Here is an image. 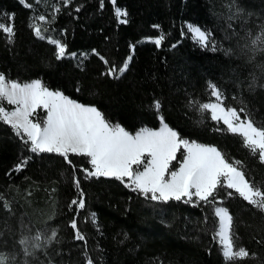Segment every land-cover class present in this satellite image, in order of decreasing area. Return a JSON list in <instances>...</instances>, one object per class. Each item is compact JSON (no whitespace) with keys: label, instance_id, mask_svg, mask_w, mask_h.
I'll use <instances>...</instances> for the list:
<instances>
[{"label":"trees","instance_id":"trees-1","mask_svg":"<svg viewBox=\"0 0 264 264\" xmlns=\"http://www.w3.org/2000/svg\"><path fill=\"white\" fill-rule=\"evenodd\" d=\"M26 2L30 8L18 0H0V14H14V21L5 16L3 22L15 28L12 44L0 32L1 73L19 82L40 79L50 90L97 107L108 121L129 132L159 128V116L151 107L158 99L165 122L183 138L216 146L229 161L241 162L250 182L264 187V165L241 137L188 104L190 98L209 100L212 82L225 93L226 106H246L257 125L264 124V51H253L247 39L249 32L254 37L264 28V0H235V5L233 0H117L128 13L124 25L118 24L110 0H104L103 11L100 0H72L67 7L62 0ZM237 5L242 14L230 21ZM55 6L61 11L53 22ZM40 15L47 22L38 26L51 29L45 40L37 39L30 27ZM189 24L212 32L218 50L195 42ZM161 34L165 39L157 48L151 40ZM48 36L66 44L78 58L57 61ZM93 49L118 67L132 55L129 71L119 80L102 76L107 69ZM32 155L10 127L0 123V253L7 264H86L83 242L73 239L74 216L94 264H224L207 231L216 224L210 206L154 203L118 181L85 180L79 169L89 167L86 159L70 156L86 200L77 215L75 208H68L78 198L72 167L61 157L44 154L34 156L22 171L14 170L23 157ZM223 206L234 217L237 246L250 253L235 264H264V213L235 194L224 198ZM52 229L58 233L56 241L40 242L41 247L33 249L32 238ZM25 239L29 242L22 245ZM27 246L33 254L25 257L21 248Z\"/></svg>","mask_w":264,"mask_h":264},{"label":"snow or ice","instance_id":"snow-or-ice-1","mask_svg":"<svg viewBox=\"0 0 264 264\" xmlns=\"http://www.w3.org/2000/svg\"><path fill=\"white\" fill-rule=\"evenodd\" d=\"M18 2L25 8L31 7L26 0ZM71 3L72 0H62L65 7ZM110 3L118 24H127V11L117 6V0H110ZM233 4L235 5V0ZM104 6V0H100L101 11ZM60 11L59 6L54 7L53 22ZM75 11L79 12L80 8L77 7ZM242 11L237 5L236 11L228 19L231 21L238 18ZM5 16L9 21H14V14H0V32L12 44L15 36L14 23H4ZM39 21L47 22L44 15L39 16ZM30 27L39 40H45V33L51 30H42L33 25ZM187 29L202 48L210 46L212 51L218 50V41L212 32L191 24L187 25ZM164 39L165 35L161 34L151 42L160 48ZM247 39L253 51H264V28L254 37L249 32ZM47 43L54 45L57 61L78 58L76 53H69L66 44L58 39L48 36ZM131 47L134 51L135 46ZM92 54L98 56L106 66V72L101 75L115 80L121 79L129 71L133 59L129 55L118 67L95 49ZM208 87L210 99L199 101L190 98L189 106L195 108L202 117L207 115L215 124L222 123L228 133L240 136L243 146L254 157L258 156L259 163L264 165V124L257 125L246 106L239 110L226 106L225 93L214 83L209 82ZM151 107L159 116V130L144 127L135 134H130L119 123L108 121L97 107L78 103L59 90H50L40 79L19 82L0 73V123L10 127L27 152L33 154L21 159L15 166L16 172L22 171L34 156L48 154L61 157L72 167L73 184L78 193V198L72 199L68 208L70 211L75 208L79 215L85 209V192L70 156L85 158L89 167L79 169L85 180L101 177L115 180L154 203L168 204L176 201L193 207L210 206L216 224L214 228L208 227L207 231L212 232L224 264H235L236 261L249 257L250 253L246 248L237 246L235 242L234 217L223 206L224 198L230 199L235 194L247 205L264 213V187L250 182L242 170L241 162L229 161L216 146L183 138L165 122L160 114L162 105L158 99H154ZM39 110L45 113L42 118ZM204 220L206 224L210 223L207 216ZM91 222L96 223L94 213L91 215ZM70 227L73 229V239L83 242L86 264H94L87 252V237L80 231L76 216L70 221ZM57 236L55 229L47 235L38 233L32 238L36 242L32 244V248L38 250L40 242L51 244L56 241ZM28 242L27 239L20 241L22 245ZM24 251L26 256L33 254L27 248ZM0 264H7V257L0 256Z\"/></svg>","mask_w":264,"mask_h":264},{"label":"rangeland","instance_id":"rangeland-1","mask_svg":"<svg viewBox=\"0 0 264 264\" xmlns=\"http://www.w3.org/2000/svg\"><path fill=\"white\" fill-rule=\"evenodd\" d=\"M42 23V24H44L45 22H41V21H38L37 22V24H36V26H38V23ZM191 34V36H192V39H194V41L195 42H197V40H196V37L192 34V33H190ZM198 43V42H197ZM1 73V72H0ZM6 107H9V106H7V105H5ZM45 115V113L42 111V110H39V116L42 118L43 116ZM161 126V125H160ZM160 126H159V128H160ZM159 128L158 129H151V130H159ZM150 129V128H149ZM138 131V130H137ZM129 132V131H128ZM136 132V131H135ZM135 132H129L130 134H135ZM210 146V145H209ZM174 164H175V162H174ZM177 167H178V165H176ZM27 249H28V246L26 247ZM25 248H21V251H23V255L25 256ZM29 250V249H28ZM0 256H3L1 253H0ZM26 257V256H25ZM18 264H27V261L26 260H22V261H20Z\"/></svg>","mask_w":264,"mask_h":264}]
</instances>
